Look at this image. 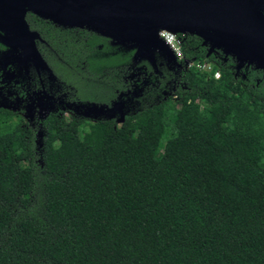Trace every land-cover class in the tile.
Segmentation results:
<instances>
[{"label": "trees", "instance_id": "obj_1", "mask_svg": "<svg viewBox=\"0 0 264 264\" xmlns=\"http://www.w3.org/2000/svg\"><path fill=\"white\" fill-rule=\"evenodd\" d=\"M34 27L69 84H97L135 59L134 44L97 49L95 35L86 43L47 21ZM180 37L185 58L212 70L154 51L183 83L161 101L144 92L135 110L124 98L121 124L79 103L76 118L48 112L37 144V129L0 106V264H264V70L240 71L199 36ZM7 46L0 33L2 66ZM138 66L140 88L159 78L147 59Z\"/></svg>", "mask_w": 264, "mask_h": 264}, {"label": "water", "instance_id": "obj_2", "mask_svg": "<svg viewBox=\"0 0 264 264\" xmlns=\"http://www.w3.org/2000/svg\"><path fill=\"white\" fill-rule=\"evenodd\" d=\"M264 0H0V33L22 63L54 73L37 47L40 34L29 27L26 12L62 27L95 26L102 35L136 46L135 60L155 64L154 51L177 63L161 30L205 37L212 49L235 55L264 70ZM124 119V118H123Z\"/></svg>", "mask_w": 264, "mask_h": 264}, {"label": "flooded vegetation", "instance_id": "obj_3", "mask_svg": "<svg viewBox=\"0 0 264 264\" xmlns=\"http://www.w3.org/2000/svg\"><path fill=\"white\" fill-rule=\"evenodd\" d=\"M262 13H264V7L261 8ZM26 20L28 21L29 27L37 31L40 34V38L37 40V47L41 52L42 48L49 47L51 50H53V47H51L50 43L43 37V31L42 29L35 28L34 26L40 25L43 26L44 22L51 23L55 27L58 28H65L69 29L70 33L72 36L76 39V41L83 40L84 42H88L89 37L91 36H97L101 42H98L95 44V48L97 49H119L123 43L115 41L113 38L102 35L96 27L91 25H86L85 27L81 26H75V27H62L59 26L52 21L48 19H44L40 17L39 15L31 12L28 10L26 12ZM189 34H186L184 38H187ZM192 36V35H191ZM196 36V35H195ZM202 40L201 45L205 46L207 49L212 46L211 41H207L205 37H200ZM7 51H10L11 53V59H7L3 67L5 69L2 70L0 68V99L3 94H5L8 102L7 104L9 105H14V96L13 94L8 93L7 91V86L6 85V80L8 82H13L10 80L9 77L5 78L4 77V70H9L10 72H14L15 78L18 83L17 85L19 87H22L23 90H21L19 93H17L18 98L19 97H27L28 101L27 104L32 101V103H37L40 102L41 98H45L46 100H52L55 103L58 104V106L50 110L52 112H59L62 114L66 119H71V118H76L78 114H76L73 110L69 108V105H75V107L81 109L82 107L79 106L80 99H79V94H78V89L73 83H66L63 82L60 78L59 75L56 73L54 68L51 67L54 76H51L50 72L47 69H43L41 67H37L34 65L33 62H27L28 66L25 67L24 63H22V51L19 48L18 51L14 52L13 47L11 45L7 46ZM215 52H217V55L219 58L222 59L223 62L229 61L231 58L235 61L236 66H238V60L235 55H229L226 56L223 54H219V52L222 53V50L214 49ZM54 52V50H53ZM42 53V52H41ZM136 53V52H135ZM57 54V53H55ZM43 55V54H42ZM12 57L14 59H12ZM44 57V55H43ZM135 57V56H134ZM234 57L236 59H234ZM46 60V58H45ZM138 60L132 59V66H129L128 64H123L119 63L115 67V71L118 73L112 75V76H105L104 80H99L97 81L98 83L104 84L106 87H111L113 92V96L108 99L106 102L114 103L116 105L117 111L115 113H112L111 116L116 117L117 121L119 122V119H123L124 115L123 112L125 106L131 105L132 109L135 110L138 108V106L141 104L140 103V97L143 96L144 92L146 91H152L154 93H157V95L154 98V101H161L169 98L170 96L176 94L177 87L179 84L182 85L180 78L181 75L179 74V77H176L174 79H171L169 76L165 75L164 69L165 68H172V65L170 63H164L163 61H160L159 63L155 62V64H152L148 59V65H149V72L150 74L152 73H158L159 78L157 80H143L144 86L140 88L139 84L137 81L144 76V69L143 67L140 68L138 66ZM166 60V59H165ZM47 61V60H46ZM156 61V60H155ZM178 63H180V67L182 68L183 63L179 60H177ZM17 62V64H16ZM147 63V62H145ZM86 62H82V68L85 66ZM137 65V66H136ZM1 66V63H0ZM19 66L20 71L22 72L21 74L18 73L17 67ZM253 65H249L248 63H245L241 69L245 70ZM176 74H178V70L175 71ZM4 77V78H3ZM4 79V80H3ZM164 83V84H163ZM74 90V91H73ZM175 97V96H174ZM173 97V100H174ZM177 97V95H176ZM126 98V103L123 101V99ZM25 100H22L21 104L19 105V111L18 114L25 113ZM10 108V107H9ZM12 109V108H10ZM13 110V109H12ZM61 110V111H59ZM121 110V112H119ZM48 111V112H50ZM47 112V113H48ZM46 113V115H47ZM37 111H28V121L31 126L34 129H40L41 125L40 122L42 119H39V117L36 115ZM69 114V116H67ZM45 115V116H46ZM70 117V118H68ZM21 118V115H20Z\"/></svg>", "mask_w": 264, "mask_h": 264}, {"label": "rangeland", "instance_id": "obj_4", "mask_svg": "<svg viewBox=\"0 0 264 264\" xmlns=\"http://www.w3.org/2000/svg\"><path fill=\"white\" fill-rule=\"evenodd\" d=\"M209 50L214 51V49H212L211 47H209ZM0 68H2V70L5 69L2 65L0 66ZM182 68L186 69L185 66H182ZM4 77L5 78L9 77L10 80L13 81V82H8L6 80L5 86H7L8 93L13 94L15 101L13 103L14 105L7 104L8 100L5 94H3L0 99V106H4L8 108L10 107L12 109L18 110L19 109L18 104H21L22 100H25L24 101L25 113L20 114L22 120L26 121L28 119V111L29 112L37 111L36 115L39 117V119H42L43 117H45L48 111L53 110L58 106V104L55 103L54 101L52 102V100L45 101V98H41L40 102L33 104L32 101H30L27 104L28 99L26 96L24 98L22 96L18 98L19 95H17V93H19L23 89L22 87H19L17 85L18 82L14 80L16 79L14 72L12 73L9 70H4ZM71 77H69V81L77 87L80 103L82 104L83 107L82 110L87 116L94 119H98L102 117H106V118L112 117L111 114L117 111L116 108L117 104L114 105L115 102L113 104L110 102H106L108 101L109 98L113 96L112 95L113 92H111L112 91L111 87H106L104 84L101 83L95 84L92 81L87 80L86 77H80L77 75L75 77L71 75ZM176 99L177 97L175 96L173 102H175ZM69 108L73 110L76 114H78L76 110L77 109L79 110V108L75 107V105L70 104ZM119 112H121V110ZM67 116H69V114ZM122 122L123 119L122 118L119 119V123L121 124ZM41 137H42V131L38 129L36 136L37 144L41 143ZM171 137H172L171 132L167 131L162 138V144L163 145L166 144L168 139Z\"/></svg>", "mask_w": 264, "mask_h": 264}, {"label": "built area", "instance_id": "obj_5", "mask_svg": "<svg viewBox=\"0 0 264 264\" xmlns=\"http://www.w3.org/2000/svg\"><path fill=\"white\" fill-rule=\"evenodd\" d=\"M160 36L166 41V43L171 47L173 52L175 53V56L177 60L181 61L183 63V66H185L186 69L195 68L199 71H211L212 65L210 63H199L196 61H190L187 58H185L183 49H182V36H185L186 34L181 33H175L169 30H161L159 32ZM181 34V35H180ZM221 72L215 71L214 77L220 78Z\"/></svg>", "mask_w": 264, "mask_h": 264}]
</instances>
